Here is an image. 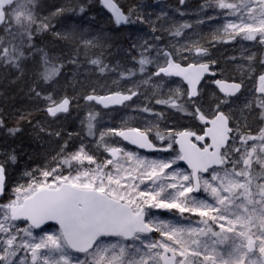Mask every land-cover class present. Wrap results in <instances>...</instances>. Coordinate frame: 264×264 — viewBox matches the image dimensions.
Segmentation results:
<instances>
[{
  "label": "snow or ice",
  "instance_id": "snow-or-ice-1",
  "mask_svg": "<svg viewBox=\"0 0 264 264\" xmlns=\"http://www.w3.org/2000/svg\"><path fill=\"white\" fill-rule=\"evenodd\" d=\"M101 3L118 25L132 22L131 11L126 15L113 0ZM38 4L39 0H0V30L13 41L19 38L21 45L18 48L12 43L10 50L0 37V61L5 65L19 68L20 61L26 59L24 48L43 53V49L36 48L34 37L53 31L54 25L50 17L37 15ZM207 6L224 10L221 16L235 17L224 25L222 33L216 31L219 42L226 43L225 37H239L264 47V0H208ZM79 10L85 11L82 5ZM64 11L57 9L53 15ZM188 27L182 24L170 34L180 37ZM53 35L77 38L75 30L63 34L53 31ZM82 43L85 47L96 46L93 40L84 39ZM191 43L195 48L189 44L178 49L170 45L172 51L157 47V59L163 57L164 63L157 64V71L151 75L181 77L186 87L177 86L165 98L153 99L158 105L185 112L199 124L183 131L164 132L153 123L143 129L109 128L93 141L97 149L102 146L103 153H107L103 159L83 142L75 151H69L65 141L53 158L55 166L26 172L27 182L11 189L8 166L16 162V156L12 153L0 160V264H264V126L253 133L250 125L238 122L232 108L225 110L233 103L229 98L241 91L242 81H212L224 97H217L214 108L204 107L200 93L208 81H201L209 73L210 63L216 61L211 60L207 47ZM143 48L137 61L141 72L152 63L145 55L152 45L145 42ZM206 58L208 63L201 62ZM181 59L192 62L181 64ZM40 62L46 83L59 74V67L49 61L47 53ZM89 63L101 73L107 69L99 58ZM259 63L264 64V59ZM128 75L135 73L129 71ZM259 83L257 91L261 95L254 108L259 109L260 123L264 124V74L259 75ZM31 91L47 102L45 110L51 117L59 118V113L69 111V98L56 99L51 94L42 97L41 92ZM134 96L137 92L129 89L127 94L115 91L105 96L87 95L85 99L108 107L132 101ZM251 106L252 102L246 104ZM141 111L162 116L147 105ZM95 119L90 115L87 123V135L93 137ZM2 127L5 121L0 119ZM7 131L14 136L21 129L9 127ZM105 136H119L139 149L175 155L149 159L114 139L105 140ZM179 161L186 162L191 171L181 170ZM201 193L208 198H201ZM154 209L189 213L201 219L195 226L189 221L188 227H178L161 219ZM49 221L58 225V231H44L42 226ZM152 233H159L161 239L153 240ZM226 240L231 244L218 252L216 245Z\"/></svg>",
  "mask_w": 264,
  "mask_h": 264
},
{
  "label": "trees",
  "instance_id": "trees-1",
  "mask_svg": "<svg viewBox=\"0 0 264 264\" xmlns=\"http://www.w3.org/2000/svg\"><path fill=\"white\" fill-rule=\"evenodd\" d=\"M114 1L127 15L131 11L132 22L124 28L116 25L101 0H39L37 15L50 17L53 31L63 34L75 30L77 38L58 37L53 35V31L34 37L36 48L43 49L49 61L59 67V74L51 81H44L41 75L44 69L40 62L43 53L35 50L28 51L27 60L19 70L11 68L0 78L3 82H0V119L5 121V127L0 128V160L8 154L14 153L16 156V162L8 166L10 189L27 182L26 172L55 165L53 158L58 156L65 141L68 142L69 151H75L83 142L86 148L96 151L99 159H103L107 153H103L102 146L97 149L93 141L99 138L101 131L109 128L143 129L153 123L158 124L160 131L164 132L183 131L199 124L185 112L155 103L153 97L165 98L170 90L183 84L162 79L149 80L152 68L149 64L144 66V72L140 71L137 61L144 51L145 42L152 45L145 55L153 62L158 60L157 47L172 51L170 45L178 49L181 45L189 44L195 48L196 45L191 43L193 41L207 47L216 61L218 78L238 83L242 81L243 91L230 99L233 103L225 110L232 108L238 122L242 126L250 125L253 133L264 126L260 123L259 109L254 108L259 98L256 92L259 75L264 74V65H258L264 57V47L239 37L226 43L219 42L215 37L216 31L222 33L224 25L235 17L219 15L224 10L208 7V0H184L183 4L180 0ZM81 5L85 9L83 13L79 10ZM61 8L65 9L62 15H53ZM209 21L213 22L212 32H209ZM185 23L190 27L183 31L182 36L188 33V29L192 32L187 35L192 36L187 42L185 37L170 34L175 27ZM157 36L160 39L154 40ZM84 39L93 40L96 46L85 47L82 43ZM251 54L255 55L249 60ZM97 58L107 65L103 73L96 65L89 63ZM129 71L135 75H128ZM32 89L41 92L42 97L51 94L56 99H71V112L59 118H49L45 113L47 102L36 97ZM129 89L137 92L133 100L136 103L132 101L128 104L130 107L123 109L104 111L85 101L87 95H108L115 91L127 94ZM217 97L222 98L213 86H205L200 100L206 109L214 108ZM249 102H252V106L246 107ZM146 105L152 107L155 113H162V116L142 112L141 108ZM21 115L26 119L21 120ZM90 115L96 117L92 121L95 137L87 135ZM9 127H19L21 131L13 136L7 131ZM52 132H59L60 135H50ZM112 139L118 141L116 136H105V140Z\"/></svg>",
  "mask_w": 264,
  "mask_h": 264
},
{
  "label": "rangeland",
  "instance_id": "rangeland-1",
  "mask_svg": "<svg viewBox=\"0 0 264 264\" xmlns=\"http://www.w3.org/2000/svg\"><path fill=\"white\" fill-rule=\"evenodd\" d=\"M239 1V0H237ZM239 3V2H238ZM36 13H37V8H36ZM0 37L3 38L4 42L8 44L10 50H11V44L15 43L16 46L19 48L21 47L20 42H19V38H17L15 41H13V38L9 35H7L6 33H4L2 30L0 31ZM227 38V37H226ZM227 41H233L230 39H227ZM248 41V40H247ZM249 42H253V41H249ZM25 51V57L27 58V54L29 49L24 48ZM27 60V59H22L20 61V67L22 66V63ZM149 67H151L150 63H149ZM11 68H13L14 70H19V68H14L10 65H5L2 61H0V78H2V75L4 74L5 71H9ZM0 82L3 84L2 79H0ZM1 84V85H2ZM44 101V100H43ZM130 150V149H128ZM133 151V150H130ZM136 152V151H133ZM140 154V153H139ZM143 157H147L149 159H157V158H167L169 156H164V155H156V156H145L143 154H140ZM175 154H172V156H174ZM123 163V161H122ZM85 164H87V162H85ZM55 166V165H53ZM127 164H124V167H127ZM178 167L186 172H189L188 170H186L185 168L180 167V161L178 162ZM161 179H164L163 177ZM146 183H149V181H146ZM141 187H143V185H141ZM10 194V193H9ZM201 198H208L207 194L201 193ZM161 219L165 220V221H170L171 223L175 224L178 227H188L189 226V221H191V225L195 226L197 223H199L200 219L199 217H196L194 215H191L189 213H185L183 215H181L178 212L173 211H169L166 209H154L153 210ZM215 231H219L218 227L214 228ZM44 231L46 232H56L58 231V227L53 225V226H49L47 228L44 229ZM37 234L42 235L43 232H41L40 230H36ZM153 240L159 241L161 239L159 233H156L155 235H151ZM229 236H231V234H229ZM200 239H206L205 237H200ZM216 239V238H213ZM231 244V240H226L224 243H220L216 245L217 251L218 252H223L225 248H227L229 245ZM21 255H23V253H21ZM30 259V257H29Z\"/></svg>",
  "mask_w": 264,
  "mask_h": 264
},
{
  "label": "water",
  "instance_id": "water-1",
  "mask_svg": "<svg viewBox=\"0 0 264 264\" xmlns=\"http://www.w3.org/2000/svg\"><path fill=\"white\" fill-rule=\"evenodd\" d=\"M113 2L114 3H116L114 0H113ZM117 4V3H116ZM103 5V4H102ZM117 6L124 12V10L117 4ZM104 7V6H103ZM104 9L106 10V12L113 18V20L115 21V17L113 16V14H112V12L109 10V9H107V8H105L104 7ZM125 13V12H124ZM126 14V13H125ZM127 15V14H126ZM115 23H116V21H115ZM128 24L129 23H121V24H117L116 23V25L119 27V28H124V27H126V26H128ZM213 71H211V69H210V71H209V73H206L205 74V77L202 79V81H201V83L204 81V79L206 78V77H217V74L215 73V75L213 76L211 73H212ZM162 76H163V74H162ZM157 77V76H156ZM164 77H167V76H164ZM167 78H174V79H180V80H182V78L181 77H167ZM217 80V79H216ZM183 81V80H182ZM185 84H186V82L185 81H183ZM226 83H231V82H227V81H225ZM215 86H216V88H217V90H218V92L220 93V95L222 96V97H224V93H222V92H220V89H219V86L218 85H216L215 84ZM260 87V83H259V79H258V83H257V89ZM243 91V86H241V91L240 92H238L237 94H236V96L235 97H237L238 95H240L241 94V92ZM124 94V93H123ZM108 95H111V94H108ZM257 95L260 97V95H261V93H259L258 91H257ZM96 96H105V95H96ZM137 96H134L133 97V99H132V101L136 98ZM235 97H231V98H235ZM231 98H229V99H231ZM71 100V99H70ZM85 101L86 102H88V103H93V104H95L96 106H98V107H100L101 109H103L104 111H111V110H117V109H121V108H123L125 105H127L128 103H131L132 101H125L124 102V104H109V106L108 107H105L104 105H102V104H99V103H97L96 101H88V100H86L85 99ZM71 109H72V100H71V103H70V105H69V111L67 112V113H59L58 114V116H61V115H68L70 112H71ZM47 113V112H46ZM50 116V115H49ZM50 118H53V117H51L50 116ZM122 143H124L125 145H127V146H129V147H131V148H134V149H136V150H138V151H140V152H143V153H146V154H150V155H153V154H158V153H162V152H153V151H150V150H147V149H139L136 145H133V144H130L128 141H124L121 137H119V136H116ZM181 163H182V165L183 166H185L189 171H191V169L188 167V165L186 164V162H184V161H181ZM3 199V197H0V200H2ZM52 225H55V226H57L58 227V225H56L55 224V222H52V221H49V222H47V224H45V225H43L42 226V228L44 229V228H47L48 226H52ZM156 233H152L151 235H155ZM82 255V254H81Z\"/></svg>",
  "mask_w": 264,
  "mask_h": 264
},
{
  "label": "flooded vegetation",
  "instance_id": "flooded-vegetation-1",
  "mask_svg": "<svg viewBox=\"0 0 264 264\" xmlns=\"http://www.w3.org/2000/svg\"><path fill=\"white\" fill-rule=\"evenodd\" d=\"M209 32L211 31H214V26H213V22L212 21H209ZM189 32H191L189 29H188V33L187 34H185L184 36H180L181 38H186L185 39V42H187V41H189L190 39H191V35L190 36H187L188 34H189ZM184 33V32H183ZM192 33V32H191ZM180 38V39H181ZM262 47V46H261ZM210 58H211V60H213V57L210 55ZM262 59H264V57H262L261 58V60ZM179 62L181 63V64H187V63H189V62H192L191 61V59H189V60H183V59H181V60H179ZM201 62H205V63H208L209 62V60L206 58V59H204V60H202ZM164 63V60H163V57H160L157 61H155V62H153L152 61V63H150V65H151V71H149L150 72V76H152V78H149V80L150 79H162V80H164V81H176V82H180V83H182L183 84V86H185L186 87V84L182 81V80H180V79H174V78H167V77H164V76H161V77H156L155 75H151L152 73H155L156 71H157V64H163ZM259 64H261V63H259L258 62V65ZM262 65H264V64H261V66ZM210 69H211V71H213V72H215L216 74H217V77H206L205 79H204V81L202 82V84H204V82L205 81H208V83L205 85V86H213L216 90H217V88H216V86H215V83H213L212 81H214V80H216V79H220V78H218V72H217V64L215 63V64H211L210 63ZM220 80H222V79H220ZM223 81H226V80H223ZM227 82H231V81H227ZM231 83H238V82H231ZM204 86V87H205ZM203 87V88H204ZM203 90V89H202ZM201 90V91H202ZM217 92H218V90H217ZM219 93V92H218ZM219 95H220V93H219ZM200 96H201V93H200ZM221 96V95H220ZM222 97V96H221ZM223 98V97H222ZM231 99H233V98H231ZM186 116V115H185ZM197 123H200L198 120H197ZM117 140L123 145V146H125L127 149H130V150H133V151H136V152H138V153H140V154H143V155H145V156H156V155H164V156H170V155H172V154H175V153H166V152H162V153H158V154H153V155H150V154H146V153H143V152H140V151H138V150H136V149H134V148H131V147H129V146H127V145H125L124 143H122L118 138H117ZM155 143H157L158 145L161 143V141H155ZM180 167H182V168H185L186 170H188L185 166H183L182 165V163H181V161H180Z\"/></svg>",
  "mask_w": 264,
  "mask_h": 264
},
{
  "label": "bare ground",
  "instance_id": "bare-ground-1",
  "mask_svg": "<svg viewBox=\"0 0 264 264\" xmlns=\"http://www.w3.org/2000/svg\"><path fill=\"white\" fill-rule=\"evenodd\" d=\"M187 30V28H184L183 29V31H186ZM45 113H46V111H45ZM46 115L50 118V116L46 113ZM61 116H65V115H61ZM58 117H60V116H58ZM51 119H55V118H51Z\"/></svg>",
  "mask_w": 264,
  "mask_h": 264
}]
</instances>
